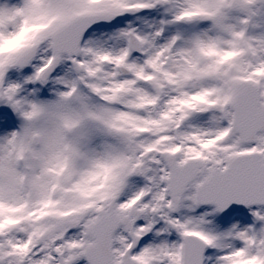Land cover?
I'll return each mask as SVG.
<instances>
[{"label": "snow or ice", "instance_id": "obj_1", "mask_svg": "<svg viewBox=\"0 0 264 264\" xmlns=\"http://www.w3.org/2000/svg\"><path fill=\"white\" fill-rule=\"evenodd\" d=\"M0 264H264V0H0Z\"/></svg>", "mask_w": 264, "mask_h": 264}]
</instances>
